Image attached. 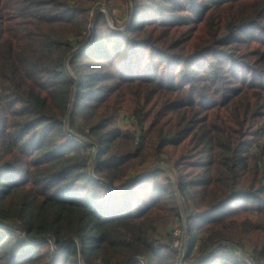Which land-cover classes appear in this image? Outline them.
Segmentation results:
<instances>
[{
	"label": "trees",
	"instance_id": "16d2710c",
	"mask_svg": "<svg viewBox=\"0 0 264 264\" xmlns=\"http://www.w3.org/2000/svg\"><path fill=\"white\" fill-rule=\"evenodd\" d=\"M172 222L264 260V0H0V264H179Z\"/></svg>",
	"mask_w": 264,
	"mask_h": 264
},
{
	"label": "rangeland",
	"instance_id": "374dc122",
	"mask_svg": "<svg viewBox=\"0 0 264 264\" xmlns=\"http://www.w3.org/2000/svg\"><path fill=\"white\" fill-rule=\"evenodd\" d=\"M112 9H111V12L110 13H107V10H106V8L105 7H101L99 10L100 11H102L103 13H105L106 15H107V22H108V24H109V26L111 27V28H116V27H123V25H124V20L126 19V16H127V9H126V5L124 6V5H117V6H113V7H111ZM128 18H130V13H129V17ZM128 21V20H127ZM119 126H121L122 128H125V127H127L128 125H129V121H127V120H123V119H121V118H119L118 120H117V122H116ZM91 164H92V160H91ZM155 164L156 163H151V164H145L146 166H141V167H139V168H136V169H134V170H131L130 171V174H133V175H136L137 177H140V176H142L147 170H153L154 169V167H155ZM169 176L172 178V179H174L175 180V178H176V174H175V172H171V173H169ZM117 186L119 185V184H116ZM184 226H185V224H184ZM171 227H172V229H171V231L173 230V229H175V228H181V231H182V237H183V240L184 239H186V230H184V229H186L185 227H184V229L182 230V226H180V224L177 222V223H175V224H173V222H172V224H171ZM15 233H17V234H19V235H22L21 234V231H19V230H16L15 231ZM164 235L166 234V232H164L163 233ZM168 236H169V238L171 237V232H169V234H168ZM25 237V236H24ZM24 240V243L25 244H31L32 243V241L31 240H29L28 238H24L23 239ZM174 246H176V245H178L177 243H176V241L174 242V244H173ZM21 249V247L20 246H18V248H17V250H20ZM238 251H241V255L245 258L246 257V254L243 252V250L242 249H240V248H238ZM216 255V254H215ZM179 258V262L181 263V264H185V262H184V260L183 259H180L181 258V256H179L178 257Z\"/></svg>",
	"mask_w": 264,
	"mask_h": 264
},
{
	"label": "built area",
	"instance_id": "2783aa9c",
	"mask_svg": "<svg viewBox=\"0 0 264 264\" xmlns=\"http://www.w3.org/2000/svg\"><path fill=\"white\" fill-rule=\"evenodd\" d=\"M0 226H1V224H0ZM182 234H183V233H182V231H181V228H175V229H173V230L171 231V237H170V239H171V244H172L173 249H174L175 252H176L175 256H176V258L178 259V261H179V258H178V257L181 256L180 259H183L184 255H185V252H186V250H185V249H186V246H185V244H186V239L183 240ZM175 241H176V243L178 244V245H176V246L173 245ZM236 247L239 248L238 246H236ZM212 249H213V248H212ZM212 249H211V250H212ZM213 254H214V255H215V254H218V252H213ZM245 259H246L247 261H249V263L253 264V262H252L251 259L249 258V255L246 254ZM257 264H264V260L258 258V259H257Z\"/></svg>",
	"mask_w": 264,
	"mask_h": 264
},
{
	"label": "water",
	"instance_id": "95a60500",
	"mask_svg": "<svg viewBox=\"0 0 264 264\" xmlns=\"http://www.w3.org/2000/svg\"><path fill=\"white\" fill-rule=\"evenodd\" d=\"M240 253H241V251H239ZM179 264H181L180 262H179Z\"/></svg>",
	"mask_w": 264,
	"mask_h": 264
}]
</instances>
